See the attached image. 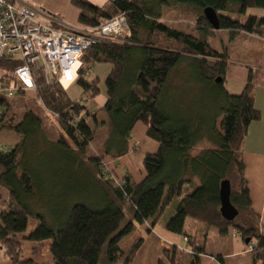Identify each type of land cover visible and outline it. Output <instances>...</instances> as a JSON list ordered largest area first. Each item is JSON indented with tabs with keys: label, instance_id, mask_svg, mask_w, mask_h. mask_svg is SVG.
<instances>
[{
	"label": "trees",
	"instance_id": "1",
	"mask_svg": "<svg viewBox=\"0 0 264 264\" xmlns=\"http://www.w3.org/2000/svg\"><path fill=\"white\" fill-rule=\"evenodd\" d=\"M71 4L79 9L82 26H96L120 14L128 22L125 32L102 37L83 52L75 80L82 87V96L92 98L101 89L98 78L89 76L92 65L113 64L102 106L108 119H99L97 109L91 110L83 100L72 99L57 80H47L38 67L32 90L57 117L61 134L50 137L36 107L27 102L16 123L4 122L14 102L29 89L17 86L14 71L19 60L0 57V87L15 86L13 95L0 96V133L13 130L21 135L13 148H0V246L5 254L14 264H36L22 258L21 235L33 241L50 239L52 264H117L120 260L133 264L145 236L140 235L126 251L120 246L121 238L145 222L149 223L145 232L151 231L170 203L179 198L165 225L187 238L186 248L174 243L172 250L161 253L157 264H201L207 231L217 228L226 234L231 227L248 239L253 264H264V229L252 207L243 159L249 126L261 118L253 93L257 73L249 68L240 93L226 88L230 51L211 43L210 30L216 29L204 14L205 7H213L220 28L227 29L231 39L241 32L264 37V15L247 14L251 7L264 8V0H110L105 5L71 0ZM175 4L196 10L199 34L161 20L163 9ZM230 13L246 17L239 19ZM159 35L166 42L157 41ZM185 66L190 71L189 84L197 82L190 90L178 86L177 72ZM219 76L221 81L216 80ZM176 78L177 115L164 102L165 95L173 100L169 90L176 87ZM195 88L203 90L201 98H194L191 90ZM181 93L189 101L180 99ZM137 122L146 125L147 134L159 142V148L144 154L146 173L140 181L128 172L118 176V181L105 156L139 151L132 143ZM99 133L103 136L100 153L87 157ZM204 141L211 146L194 154L193 148ZM40 156L46 165L58 158L56 164L62 161L69 168L40 169L36 164ZM69 172L71 176L66 175ZM50 174L56 178L46 182L45 175ZM196 178L200 182L194 186ZM224 179L231 183V201L239 210L234 220L225 219L220 212ZM187 184L193 188L184 193ZM51 194L56 198L49 208ZM31 217L39 222L28 231ZM187 217L199 223L200 236L187 231Z\"/></svg>",
	"mask_w": 264,
	"mask_h": 264
},
{
	"label": "rangeland",
	"instance_id": "2",
	"mask_svg": "<svg viewBox=\"0 0 264 264\" xmlns=\"http://www.w3.org/2000/svg\"><path fill=\"white\" fill-rule=\"evenodd\" d=\"M37 1L42 7L46 8L49 12L52 11L55 12L56 10H63L64 8L66 9L67 5H63V0H35ZM67 10V9H66ZM68 12V10H67ZM248 13H256L259 15H264V8L262 7H251L248 9L247 14ZM198 13L196 12V10L192 7V6H188V5H178L175 4L173 6H169V7H165L163 9L162 12V17L161 20H163L165 23H167L168 25L178 28L180 30L183 31H187V32H193V33H198ZM231 16L239 18V19H245L246 14H236V13H230ZM65 20V19H64ZM66 21V20H65ZM70 24V23H69ZM210 32L212 33L211 36H209V39L211 41V43L214 46H217L218 48H222L223 45H227V49H229L230 51V60H241L242 62L247 63L248 66H242L239 64H233L231 63L229 65V69L227 70V82L225 81V86L226 88L231 92V93H240L243 90V86H238L236 89V85L233 83H237V80L242 79V76H238V71H248L249 68H253L256 70V67H258L261 64H264V39H260L258 41H253L255 38H246L244 35L243 36H238L234 39L230 38V34L228 32L227 29H216V30H210ZM253 39V40H252ZM258 39V38H257ZM157 41L159 42H166V39L164 37H162L161 35L157 36L156 38ZM168 43H170L171 45H173L172 42H169L167 40ZM176 47H179V45L177 44ZM113 64L111 62H95L92 67H91V71H90V75L89 76H94L97 77L99 80V86H100V92L92 97H84L82 96V87L78 84V82L74 81L72 83H70L69 85H66L64 88L67 90L68 95L72 98V99H81L83 100V103L86 104V106H88V108H90L91 110H96L98 111V117L99 119L105 118L108 119V115L106 114V112L102 109V106L105 104L106 100H107V86H106V78L108 76V74L110 73L111 69H112ZM248 67V68H247ZM188 73H190L189 69L187 68V66L184 67V69H180L177 74H178V86L179 88H182L183 86H187L186 90H190L192 89V87L196 86V81L189 84V79H188ZM247 73V72H246ZM241 81V80H240ZM174 85H176V87L171 91L170 94H172L174 96V98H172L173 100L169 99L168 96L165 95V104L167 106V108L172 112L175 113V115H177V78L175 79V81H173ZM246 83V81H245ZM192 87H189V86ZM240 90V91H239ZM194 98H201V95L203 93L202 89H199L196 91V88L191 90ZM169 94V92L167 93V95ZM190 94V93H189ZM186 95L187 92H186ZM25 97L20 98L19 100H16L17 102H14L13 104V108L12 110L7 114V116L5 117V121L6 123H16L18 121V119H20L22 112L24 111V102L29 103L30 105H34L36 107V110L38 112V114L40 115V117L43 119L44 122V126L45 129L47 130L48 134L50 137L52 138H56L61 134V130L59 125L57 124V117L50 112L49 110H47L44 105L42 104L41 100L37 97V92L29 89L26 94L24 95ZM180 99H184L186 97H184V94H178ZM189 97V96H188ZM187 100V98H186ZM189 101V99L187 100ZM86 113V110H84L83 114ZM89 120L90 122L93 121V117L90 115L89 116ZM100 129H103V126L100 127ZM132 135H133V131H132ZM21 135L13 130H3L0 133V148L1 147H8V148H13L15 146V144L20 140ZM102 140H103V136L101 135V133L98 134L97 138L95 139L93 145L88 149L86 155L87 157L91 156V155H95L100 153V148L102 145ZM159 143V142H158ZM211 146V143L204 141L201 142L200 144H198L197 146H195L193 148V153L196 154L198 153L200 150ZM139 150V149H138ZM139 152V151H138ZM141 152V150H140ZM156 152V151H154ZM146 153V152H145ZM144 153V154H145ZM110 156L115 158L114 156L111 155H106L105 157ZM48 158V157H46ZM51 158V157H49ZM52 164H47L45 159L42 158V156L38 157L37 159V166L40 169L46 170V168L49 167H55V168H61L62 170H64L65 168H69L68 164H66L65 162L63 163L62 161H60L61 163L56 164V158H52ZM83 159L86 160V156H83ZM71 167L73 168V165L70 164ZM84 167V166H83ZM85 169V168H84ZM110 170V169H109ZM114 176H116V178H118V176H123V175H118L116 173V171L110 170ZM63 175L64 178H66L64 175L63 171H60ZM72 172L66 173V175H70L71 176ZM51 176L45 175V181L46 182H50L49 180H53V178H56L54 176V174H50ZM84 175H80V180L84 181L85 178H83ZM199 179L196 178L195 181L193 182L194 186L199 184ZM90 188V187H89ZM193 188V186L191 184H187L184 186V193L187 192V190H191ZM91 190V188H90ZM55 198L52 194L50 196V200H51V204H49V208L53 207V204L55 202ZM178 199L173 200L169 207L165 210V212L162 213V215L160 216V218L158 219L159 222H163L165 219H167L168 217L173 215L175 206L178 202ZM124 208L125 210H127L128 208L126 207V204H124ZM49 212V211H48ZM51 214V212H49ZM129 215H131L129 213ZM190 221H192L193 223H196V220L193 217H188L187 220V230L189 232H192V229H190ZM38 219L35 217H31L30 221H29V226H28V231L32 230L37 224H38ZM149 224V223H148ZM145 228L144 224L141 225H136L135 228L133 230H131L129 233L125 234L121 240H120V246L126 251L129 249L130 245L141 235V229ZM147 228V227H146ZM213 230H217V228H212ZM146 230V229H145ZM231 233H237L233 228L230 229V234ZM240 236V235H239ZM19 237L21 238V240L23 241H28L30 243H33V240H27L24 239L23 237H21V235H19ZM239 238V237H237ZM241 238V237H240ZM43 244H41V246H39V256L41 258L44 259H50L51 255H49V252L51 250H47L50 249V239H45L43 240V242H41ZM186 247V246H185ZM30 248H31V244H30ZM184 248V247H183ZM188 249V248H187ZM26 250L29 252V248L26 247ZM48 253V255H47ZM32 255H23V257H31ZM117 264H123V260L118 261Z\"/></svg>",
	"mask_w": 264,
	"mask_h": 264
},
{
	"label": "crops",
	"instance_id": "3",
	"mask_svg": "<svg viewBox=\"0 0 264 264\" xmlns=\"http://www.w3.org/2000/svg\"><path fill=\"white\" fill-rule=\"evenodd\" d=\"M32 1L39 4L35 0ZM89 1L97 5H105L110 0ZM67 4H69L66 6L68 12L64 8L61 11L56 10L53 14L61 17L63 20L65 19L66 21H64L72 27H81L82 25L78 22L79 9L71 4V0H63V5L65 6ZM243 35L246 38H255L254 40L252 39L253 41L264 39V37H259L250 33L241 32L238 34L240 37ZM224 46L227 47V45H223V47ZM231 63L245 67L248 66L247 63L241 60H230L229 65ZM246 72L238 71L237 77L242 76V79L237 80V83H233L236 85V89L238 86H243L245 84L249 75V70ZM256 73L257 81L253 93L255 105L261 111V118L251 122L249 126L248 133L243 142V159L245 162V176L249 185L252 207L260 215V225L262 229H264V64L256 67ZM227 77L226 75V82ZM132 143L137 145L139 152L131 149L126 154L119 157L113 158L107 156L105 157V163L110 170L114 169L118 175H123L125 172H128L135 181H140L146 173L143 165L144 153L156 151L159 148V143L147 134V127L142 122H137L133 128ZM167 219L163 222L157 220L152 230L147 233L145 229L148 223H143L145 228L141 229V235L145 236V240L134 255L133 264H157L161 253L165 249L172 250L174 243H177L180 247L186 246V239L184 236L167 229L165 225ZM187 220L188 217L186 218V228ZM190 226L192 232L187 230L190 234L201 235V227L197 221L196 223L190 221ZM230 229L226 234H221L219 230H213L212 228L207 231L205 239L206 252L201 254V264H253L250 246L238 233L230 234ZM21 242L22 254L32 255L31 257H22L23 259H31L36 264H52L51 251L49 252V255H51L50 259H44L39 256V246L43 244L41 243L43 241H33V243H30L21 240ZM26 247L30 249L29 252L26 250ZM47 250L51 249L47 248ZM0 264H14L11 258L5 254L1 246Z\"/></svg>",
	"mask_w": 264,
	"mask_h": 264
},
{
	"label": "built area",
	"instance_id": "4",
	"mask_svg": "<svg viewBox=\"0 0 264 264\" xmlns=\"http://www.w3.org/2000/svg\"><path fill=\"white\" fill-rule=\"evenodd\" d=\"M127 28L122 14L96 26L72 27L32 0H0V57L19 60L14 71L18 87L35 88L33 73L38 67L47 80L65 87L76 80L80 57L89 46ZM14 91L15 86L0 87V96Z\"/></svg>",
	"mask_w": 264,
	"mask_h": 264
},
{
	"label": "water",
	"instance_id": "5",
	"mask_svg": "<svg viewBox=\"0 0 264 264\" xmlns=\"http://www.w3.org/2000/svg\"><path fill=\"white\" fill-rule=\"evenodd\" d=\"M204 14L215 29L220 28L219 15L213 7H205ZM216 80L221 81L222 77L219 76ZM231 191L232 187L229 179H224L220 186V212L227 220H234L239 214V210L231 201Z\"/></svg>",
	"mask_w": 264,
	"mask_h": 264
}]
</instances>
